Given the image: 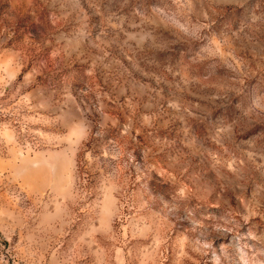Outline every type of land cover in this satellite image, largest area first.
Segmentation results:
<instances>
[{"label":"rangeland","instance_id":"obj_1","mask_svg":"<svg viewBox=\"0 0 264 264\" xmlns=\"http://www.w3.org/2000/svg\"><path fill=\"white\" fill-rule=\"evenodd\" d=\"M0 264H264V0H0Z\"/></svg>","mask_w":264,"mask_h":264}]
</instances>
